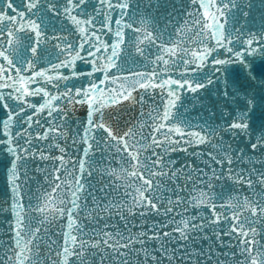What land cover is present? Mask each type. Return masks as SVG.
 <instances>
[{
    "label": "snow or ice",
    "instance_id": "6c2138e0",
    "mask_svg": "<svg viewBox=\"0 0 264 264\" xmlns=\"http://www.w3.org/2000/svg\"><path fill=\"white\" fill-rule=\"evenodd\" d=\"M253 7L0 0V264H264V25L227 27Z\"/></svg>",
    "mask_w": 264,
    "mask_h": 264
}]
</instances>
